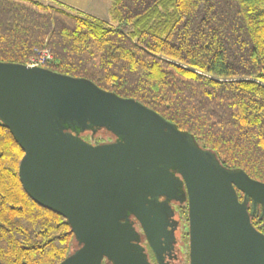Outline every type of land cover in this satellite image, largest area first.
I'll return each instance as SVG.
<instances>
[{"label": "trees", "instance_id": "obj_1", "mask_svg": "<svg viewBox=\"0 0 264 264\" xmlns=\"http://www.w3.org/2000/svg\"><path fill=\"white\" fill-rule=\"evenodd\" d=\"M111 17L0 0V61L25 64L47 47L49 70L134 99L218 167L264 183V0H112ZM92 129L83 141L109 140ZM22 155L0 120V264H57L76 238L24 190Z\"/></svg>", "mask_w": 264, "mask_h": 264}, {"label": "water", "instance_id": "obj_2", "mask_svg": "<svg viewBox=\"0 0 264 264\" xmlns=\"http://www.w3.org/2000/svg\"><path fill=\"white\" fill-rule=\"evenodd\" d=\"M0 120L23 151L24 190L65 217L80 243L57 264H95L102 256L138 264L122 219H150L146 197L168 193V167L186 191L189 264H264V235L236 192L253 207L260 204L264 215V183L218 167L185 133L134 99L45 66L0 61ZM90 127L121 139L85 142L79 132Z\"/></svg>", "mask_w": 264, "mask_h": 264}, {"label": "flooded vegetation", "instance_id": "obj_3", "mask_svg": "<svg viewBox=\"0 0 264 264\" xmlns=\"http://www.w3.org/2000/svg\"><path fill=\"white\" fill-rule=\"evenodd\" d=\"M106 132V133H105ZM109 135V140H119L110 132L100 130L97 134ZM111 134V135H110ZM172 183L166 194L157 197L147 195L145 207L154 210L146 223L132 214L122 221L127 222L131 230V244L135 247L138 264H189V221L188 203L183 181L173 168H166ZM239 201L250 213L251 223L264 235V215L260 204L254 207L249 199L243 200V193L237 190ZM154 215V218L152 216ZM151 239V240H150ZM80 246L76 240L75 251ZM72 251V252H73ZM71 252V253H72ZM95 264H116L112 259L102 256Z\"/></svg>", "mask_w": 264, "mask_h": 264}, {"label": "rangeland", "instance_id": "obj_4", "mask_svg": "<svg viewBox=\"0 0 264 264\" xmlns=\"http://www.w3.org/2000/svg\"><path fill=\"white\" fill-rule=\"evenodd\" d=\"M45 3L48 4H55L59 3L63 6H66V8H69L70 10L77 12L84 16H90L95 17L103 22L115 26L116 23L111 17V5L112 0H42ZM45 51L49 52L50 49L45 47L42 49L35 50V54L31 56L30 58H38L41 54H43ZM52 59L53 54L50 51L49 52ZM29 58V59H30ZM29 59L27 60L26 64L29 62ZM50 63V59L48 62H45V64ZM43 64V66H45Z\"/></svg>", "mask_w": 264, "mask_h": 264}, {"label": "built area", "instance_id": "obj_5", "mask_svg": "<svg viewBox=\"0 0 264 264\" xmlns=\"http://www.w3.org/2000/svg\"><path fill=\"white\" fill-rule=\"evenodd\" d=\"M49 52L45 51L38 58H33V57L30 58L29 62L27 64L28 65L43 66V64H45V62H48L49 59H50V61L52 60V57H51Z\"/></svg>", "mask_w": 264, "mask_h": 264}]
</instances>
